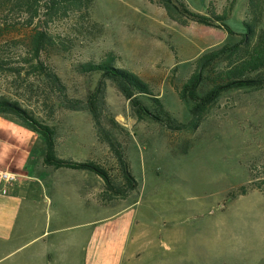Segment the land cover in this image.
Segmentation results:
<instances>
[{"label":"rangeland","instance_id":"1","mask_svg":"<svg viewBox=\"0 0 264 264\" xmlns=\"http://www.w3.org/2000/svg\"><path fill=\"white\" fill-rule=\"evenodd\" d=\"M183 1L201 15L231 6L225 24L233 34L195 22L181 27L148 0H93L90 23L70 14L51 28L54 45L42 57L47 73L33 75L30 29L0 0V99L52 129L57 157L68 145L74 158L108 172L115 191L102 196L100 178L99 203L114 198L109 204L115 212L126 208L131 232L140 233L124 264H264V87L222 93L193 124L192 103L174 89L201 55L246 33L248 0ZM258 28L264 29V8ZM107 58L148 86L152 95L134 98L151 116L139 115L103 72L80 70ZM48 69L60 85L50 82ZM116 150L137 182L124 200L117 194L127 186ZM98 244L105 251L117 246L101 237ZM99 264H105L100 254Z\"/></svg>","mask_w":264,"mask_h":264},{"label":"crops","instance_id":"2","mask_svg":"<svg viewBox=\"0 0 264 264\" xmlns=\"http://www.w3.org/2000/svg\"><path fill=\"white\" fill-rule=\"evenodd\" d=\"M65 146L66 154L58 158L84 162ZM44 156L39 134L0 116V168L17 175L7 194L0 190V261L11 257L9 264H99L100 254L105 264L128 263L140 245V233L131 232L126 208L115 212L111 197L106 205L99 203L100 177L95 173L45 166ZM99 237L116 248L105 251Z\"/></svg>","mask_w":264,"mask_h":264},{"label":"trees","instance_id":"3","mask_svg":"<svg viewBox=\"0 0 264 264\" xmlns=\"http://www.w3.org/2000/svg\"><path fill=\"white\" fill-rule=\"evenodd\" d=\"M4 7L11 13H18L27 29H30L28 53L29 72L33 75L47 73L43 56H48L54 45L51 28L60 20L71 15L82 16L90 23L87 10L93 0H2ZM156 2L166 13L167 18L181 27H187L195 22L208 27H222L229 34L231 29L225 24L230 15L231 6L217 13L207 10L206 15L191 11L183 0H148ZM248 15L245 22L246 33L240 34V40L234 44H224L201 55L193 63L188 78L180 85L174 86L181 101L192 103L190 121L200 120L209 111L222 93L242 87H264V29L258 25L262 17L264 0H248ZM114 61L110 58L101 64L85 63L80 65L81 72H103V75L112 79L121 88L124 96L137 108L139 115H149L150 111L140 100L134 98L135 93L145 96L152 95L148 86L136 75L122 69L112 67ZM2 61L0 58V67ZM50 82L59 84V79L51 69H48ZM60 85V84H59ZM89 111L93 116L96 112L94 103H89ZM0 116L20 121L24 126L39 134L45 141V156L43 165L55 168L86 169L98 175L105 184L106 196L108 190L115 191L113 182L108 174L99 165L92 162H75L63 160L54 154L53 131L43 122L36 119L29 111L22 109L17 103L0 99ZM12 118V119H13ZM155 118V117H154ZM156 118H158L156 116ZM158 120V119H157ZM195 123L194 127L197 125ZM117 158L122 169L127 190L117 193L120 198L127 197L136 189L137 182L130 173L129 166L121 152L116 150ZM119 192V191H118ZM117 198V197H116Z\"/></svg>","mask_w":264,"mask_h":264},{"label":"built area","instance_id":"4","mask_svg":"<svg viewBox=\"0 0 264 264\" xmlns=\"http://www.w3.org/2000/svg\"><path fill=\"white\" fill-rule=\"evenodd\" d=\"M17 175L10 171L0 168V187L3 194H7L15 182ZM14 195V193H12Z\"/></svg>","mask_w":264,"mask_h":264}]
</instances>
